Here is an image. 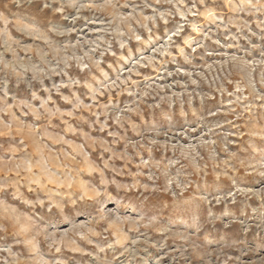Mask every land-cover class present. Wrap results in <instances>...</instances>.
Segmentation results:
<instances>
[{"label": "rangeland", "instance_id": "rangeland-1", "mask_svg": "<svg viewBox=\"0 0 264 264\" xmlns=\"http://www.w3.org/2000/svg\"><path fill=\"white\" fill-rule=\"evenodd\" d=\"M0 264H264V0H0Z\"/></svg>", "mask_w": 264, "mask_h": 264}]
</instances>
